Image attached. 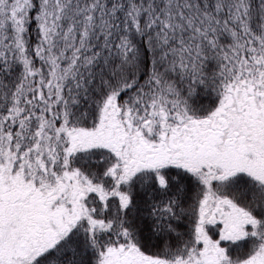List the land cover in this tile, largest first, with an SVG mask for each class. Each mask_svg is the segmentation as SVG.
I'll return each mask as SVG.
<instances>
[{
  "label": "snow or ice",
  "instance_id": "snow-or-ice-1",
  "mask_svg": "<svg viewBox=\"0 0 264 264\" xmlns=\"http://www.w3.org/2000/svg\"><path fill=\"white\" fill-rule=\"evenodd\" d=\"M0 264H264V0H0Z\"/></svg>",
  "mask_w": 264,
  "mask_h": 264
}]
</instances>
